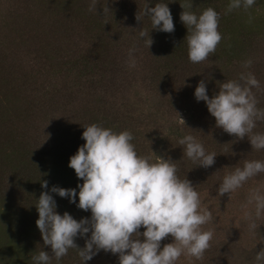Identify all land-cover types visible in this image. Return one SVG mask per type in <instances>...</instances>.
Returning a JSON list of instances; mask_svg holds the SVG:
<instances>
[{
  "label": "trees",
  "instance_id": "obj_1",
  "mask_svg": "<svg viewBox=\"0 0 264 264\" xmlns=\"http://www.w3.org/2000/svg\"><path fill=\"white\" fill-rule=\"evenodd\" d=\"M96 2L97 12H90L92 0H0V86L5 88L0 89V264H34L33 256L51 251L43 244L36 226L39 215L35 206L42 192L53 196L58 214L67 212L90 219V210L77 208L78 195L73 204L69 198L50 191L58 186L76 189L78 194L77 185L83 181L68 164L85 143L81 137L86 125L96 123L117 133L130 131L138 155L151 156L152 162L156 159L152 152L170 158L177 162L180 179L195 174L200 176L202 187H219L224 176L231 173L222 159L238 160L242 165L243 158L251 160L247 137L238 140L216 127L205 102H198L194 92L204 80L212 98L219 91L217 82L251 72L260 82L259 89H252L259 101L257 107L264 108V0H256L247 11L241 8L227 14L230 0ZM157 3L169 7L173 33L153 29L150 19L143 15L146 5L155 7ZM187 3L193 5L191 10L197 15L208 7L220 15L218 30L223 39L215 53L201 63L188 59L187 28L180 20L181 5ZM104 6L109 12L104 13ZM141 29L147 30L154 41L150 49L144 44L146 38L139 36ZM130 49H135L131 57ZM131 59L135 67L129 70ZM249 59L251 67L243 68V62ZM45 72L56 84L46 81ZM118 72L126 79L125 84L115 81ZM59 81L63 91L70 90L68 97L72 91L80 95L78 109L71 101L67 104L71 118L58 113L60 106L53 99L63 92L52 87ZM17 85L21 86L20 92ZM42 91L41 95L47 92L52 99L42 97L36 102ZM115 92L121 96L108 102L106 97ZM71 108L77 110L70 112ZM176 112L185 126L179 124ZM254 131L264 133V122H257ZM188 134L201 142L206 152L216 153L213 166L200 167L184 155V146L178 140ZM261 154L264 156V150ZM256 178L259 181H247L246 191L255 189L250 183L264 184V176ZM43 181L48 182L47 189L41 187ZM239 193L236 190L229 197L238 199ZM245 194L240 199L247 201ZM70 207H76L77 213H70ZM76 216L73 218L77 220ZM255 223L257 229L248 230L264 233V219H256ZM75 242L84 247L79 236ZM221 244L210 242V254L216 256ZM262 249L264 238L241 254L245 261L240 255L230 260L221 253L211 263L222 259L221 264H257L255 256ZM69 253L80 259L76 250L70 249Z\"/></svg>",
  "mask_w": 264,
  "mask_h": 264
},
{
  "label": "clouds",
  "instance_id": "obj_2",
  "mask_svg": "<svg viewBox=\"0 0 264 264\" xmlns=\"http://www.w3.org/2000/svg\"><path fill=\"white\" fill-rule=\"evenodd\" d=\"M255 3L256 0H230L226 14L241 8L247 11ZM181 7L180 20L187 28L188 59L192 63L204 62L223 39L218 30L220 15L212 7L199 15L191 10V3ZM88 10L97 12L96 0H92ZM103 11L109 12V8L104 6ZM143 15L150 19L153 29L174 32L167 4L146 5ZM136 19L140 21L138 15ZM139 36L146 38L144 44L150 49L154 41L147 30L141 29ZM133 51L129 50L130 57ZM251 65L249 59L242 67L247 69ZM129 66L135 67L134 59ZM217 83L218 93L209 98L207 85L201 80L195 88V99L205 102L216 127L238 140L247 137L252 150H264V133L254 131L257 122H264V108L257 107L259 101L252 91L260 88V82L253 73L241 72L237 79ZM177 115L179 124L185 126L184 119ZM83 128L81 138L85 143L70 157L68 164L83 181L77 185L78 194L76 189L58 186L50 191L69 198L73 204L78 195L77 208L90 210L91 217L77 221L67 212L58 214L53 196L48 191L42 192L35 206L39 215L36 226L51 255L40 251L32 257L34 264H51L52 258L59 261L70 249L78 252L83 264L101 250L118 254L119 264H176L182 255L202 259L214 236L212 230L203 228L212 221V212L202 208L200 194L191 181L178 177L177 162L154 152L155 162L151 156L138 155L130 131L117 133L96 123ZM178 143L184 146V155L200 167L215 164L216 153L206 152L193 135L183 136ZM260 173H264V161L244 160L243 167H235L224 176L218 195H230ZM41 187L47 189L48 182L43 181ZM241 207L254 209V213H244L250 221L249 229L254 231L258 227L255 220L264 214V192L260 188L252 189ZM141 228L145 229L142 233ZM78 236L85 238L83 248L75 242ZM169 236L173 242L161 247V242ZM255 260L257 264L264 262V249L256 254Z\"/></svg>",
  "mask_w": 264,
  "mask_h": 264
},
{
  "label": "rangeland",
  "instance_id": "obj_3",
  "mask_svg": "<svg viewBox=\"0 0 264 264\" xmlns=\"http://www.w3.org/2000/svg\"><path fill=\"white\" fill-rule=\"evenodd\" d=\"M251 18L252 19L254 18L255 20L258 19L257 21H259V17H256V16L254 17L253 15H251ZM131 60H133V59H131ZM127 67L129 70L134 69V67H130L129 65H127ZM44 76L46 78V81H48L49 83H52V84H56L55 82H52V78H49V73L45 72ZM115 81L117 82L118 85H122V84H125L126 79H124L123 76H121V74L118 72ZM138 83H139V81H138ZM127 84H128V82H127ZM139 86L142 87V84L139 83ZM20 87H21L20 85L19 86L17 85L16 86L17 90H19ZM52 87H58L59 89L62 90V82L59 81L58 86L52 85ZM0 89L4 90L5 88L0 86ZM52 90L53 89L50 88L49 92L52 93ZM19 92H20V90H19ZM69 92H70V90L63 91V92L59 91L57 98H53V99H57L56 102L58 103V106H60V108L58 110V113L60 115L61 114L68 115L67 109L70 106H67V104L70 103L69 101H71V103H74L72 105L75 108H77L79 105V102H80L79 93L77 91H72L73 95L68 97ZM42 93H43V91L37 95V98H35L36 102L38 101L39 98L43 99L44 97H48V98L52 99L50 97L49 93L45 92V96L41 95ZM110 95H112V94H110ZM119 96H121V95L119 93L115 92V94H113L112 96L106 97V98H107L108 102L113 103L114 98L115 97L118 98ZM77 109L71 108L70 112H72V111L74 112ZM68 116L71 118V114ZM201 117H206V116L201 115ZM67 120L65 119L64 121H67ZM47 126L50 127L51 125L48 124ZM50 129H51V127H50ZM41 131H42V128H41ZM248 157H250L251 160L264 161L263 160L264 156L261 154V150L257 151V150L253 149L252 152H250V156H248ZM243 159L247 160L246 158H243ZM244 160H243V162H244ZM221 163L226 164L225 168L229 172L234 171L235 167H242L243 166L241 164V162L238 160H236V162H233L230 159H222ZM262 176H264V173H260L256 177H262ZM256 177L252 178L251 182H253V181L257 182L258 179ZM186 178L192 182V185L194 187H196V191L200 194L202 208H206L212 212L213 219L210 223L203 226L204 230H212L214 232V236H213V239L211 240V242L221 241L223 244L220 245V249H219L220 252H217L216 256H213L210 254V252H211V250H213V248L209 247V249L206 250V252L204 253V256L202 259L197 260L195 258H190L186 255H182L179 258V260L176 262V264H212L211 260H213L214 257L216 259H217V257H220L221 253H224L226 255L225 257H227L228 259H230L231 256H233V259H234L235 257L240 255V257L245 261L246 258H244V256L241 254L244 251L252 250V247H256L258 244H260L262 242V240L264 238V233L258 234L256 232H251L250 230H248V228H249L248 226H249L250 221L245 218L244 213H245V211H253V213H254V209H252L251 207H249L248 209H244L241 207L243 204L246 203V201L241 200L240 198L246 197L245 192H247V196H248L249 192L251 191V190L246 191L247 187H249V186H247L248 183L246 182L243 185V187H245L244 189H242L243 188L242 187L241 188L242 190H239V189L237 190L240 192L238 199H235V198L232 199L229 197V194L219 196L218 191H217L219 187L208 188L204 185H203L204 187L200 186L201 185V183H199V180H201L200 176L192 174L189 178L188 177H186ZM250 185L252 187L255 186V188L262 187L261 191L264 192V184L263 185H261V184L253 185L250 183ZM199 188H202V190H199ZM243 193L245 194L244 196H242ZM14 194L18 195L17 193H14ZM233 195L237 196V193H235ZM75 210H76V207H70V209H69L70 213H72V212L77 213ZM73 216H76V215H72V217ZM76 217H77V221H79L80 217H78V216H76ZM260 219H264V214H262ZM144 230H145L144 228H141L140 232L142 233ZM88 238H90V233L88 234ZM141 239H143V238L141 237ZM80 240H82V242H84V244L82 243V245L85 246V238H80ZM172 242H173V240H172L171 236H169L167 239H165L161 242V247H163V245H165V244H169ZM247 245H249V246H247ZM214 249H216V248H214ZM50 252L51 251H49V254L51 255ZM221 263H222V259H220L215 264H221ZM242 263H244V262H239L238 264H242ZM51 264H83V261L81 260V258L78 260L75 257L73 258L69 253L66 256L62 257L59 261H57L55 258H52ZM85 264H119V257H118V254L113 255L110 252L106 253L103 250H101L97 255H95L93 257V259H91L90 261H86Z\"/></svg>",
  "mask_w": 264,
  "mask_h": 264
}]
</instances>
